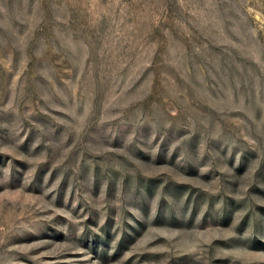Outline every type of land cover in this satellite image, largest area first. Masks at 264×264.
<instances>
[{"label":"rangeland","instance_id":"rangeland-1","mask_svg":"<svg viewBox=\"0 0 264 264\" xmlns=\"http://www.w3.org/2000/svg\"><path fill=\"white\" fill-rule=\"evenodd\" d=\"M0 264H264V0H0Z\"/></svg>","mask_w":264,"mask_h":264}]
</instances>
